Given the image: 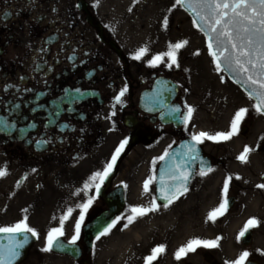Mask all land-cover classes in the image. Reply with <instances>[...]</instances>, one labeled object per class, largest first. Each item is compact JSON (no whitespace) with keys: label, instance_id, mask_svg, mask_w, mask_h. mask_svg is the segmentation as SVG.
<instances>
[{"label":"flooded vegetation","instance_id":"flooded-vegetation-1","mask_svg":"<svg viewBox=\"0 0 264 264\" xmlns=\"http://www.w3.org/2000/svg\"><path fill=\"white\" fill-rule=\"evenodd\" d=\"M96 4L101 0H0V119L15 125L11 131H0V154L30 164L70 156L95 159L101 149L114 147V153L127 140L111 169L113 177L105 188L109 193L116 187L112 181L121 161L130 156L147 160L155 178L164 160L159 158L192 135L186 133L185 124L173 122L174 112L169 116L172 122H165L163 96H158L156 103L146 99L150 111L140 106L141 96L152 90L157 79L165 78L178 86L171 92L170 106H180L179 118L187 113L180 101L177 67L165 70L158 63L151 67L141 59L133 60L128 44L106 26ZM125 88L121 103H115V97ZM257 133V138L239 145L237 157L246 146L250 152L245 163L236 157L232 171L225 170L227 160L207 151L204 141L197 144L202 159L208 157L211 171L199 175L207 162H194L188 188L192 195V240L196 239L198 224L205 229L228 225L233 221L231 214L242 218L230 226L238 223L244 227L252 218L258 221L248 231L251 243L247 247L253 245V256L244 264H264V188L257 187L264 185V162L255 160L260 158L256 153L264 152L259 139L264 132ZM225 179H229L227 211L215 222L207 220L221 202ZM104 182L100 188L105 187ZM149 193L155 198V188ZM159 228L165 227L146 232L150 251L159 246L155 240ZM239 242L242 244V237ZM76 243L82 249L78 263L92 264L82 239ZM159 256L152 264H158Z\"/></svg>","mask_w":264,"mask_h":264},{"label":"rangeland","instance_id":"rangeland-1","mask_svg":"<svg viewBox=\"0 0 264 264\" xmlns=\"http://www.w3.org/2000/svg\"><path fill=\"white\" fill-rule=\"evenodd\" d=\"M149 1L152 0H135L141 4ZM133 2L134 0H101V4H96V7L106 26L112 29L115 36H121L126 41L127 50L133 55L139 49L145 48L146 52L141 58L144 63L149 65L154 56H162V62L158 65L165 70L177 67L176 78L181 87L180 101L186 111L187 107L194 109L185 126L188 135L227 132L235 113L241 108L248 109L240 123V128H243L231 139L220 142L204 140L207 151L214 157L227 160L225 170L232 171L236 166L239 145L245 140L257 138L258 130L264 132V117L257 114L255 103L241 89L221 70L217 71L209 55L205 37L186 14L188 18L185 17L175 0H166V6L173 7V13L170 12L172 19L168 21L170 32L161 31L159 26L151 25L148 11L140 8L139 4H129ZM185 41V46L176 52L177 63L168 67L169 59L164 54L169 51V45ZM259 139L264 144V133ZM113 151L114 147L107 146L100 150L95 159L70 156L37 164L16 161L0 154V169L7 173L0 178V227H10L24 220L38 233L36 243L21 264H79L71 258L45 253L40 249L44 247L48 231L60 227L59 220L68 208H72L73 213L64 225L63 238L67 241L74 234L75 221L79 216L77 205L83 204L89 196H96L84 216L82 226L105 210L94 186L87 190V195L82 190L94 173L103 171ZM255 156L260 158L255 159ZM255 156V160L264 162V152L256 153ZM132 157L121 161L118 175L112 181V185L123 186L125 190V208L118 215L121 219L107 235L95 241L91 255L92 264H145L144 258L151 252L147 249L151 242H147L146 232L160 226L165 228L158 229L160 231L156 233L155 240L159 246L164 247V251L163 255L160 254L158 264H234L243 252L249 253L247 258L253 256V245L246 247L237 240L244 227L238 223L230 226L242 216L231 214L229 218L233 221L228 225L214 226L212 231L197 225L196 239L216 240L219 237L217 247H198L195 254L188 252L182 254L179 260H171L168 252L172 249L178 250L192 240L190 190L167 208L159 207L157 211L135 219L124 228L132 207H150L153 200L149 192L154 188L155 178L148 170L149 164L146 165L147 160L142 162ZM150 177L152 182L149 191L140 192L139 190H143L144 181ZM128 229H132L131 233L126 231ZM207 231L211 233L207 235ZM79 238L82 239L81 230ZM205 253L211 257L210 262L205 261Z\"/></svg>","mask_w":264,"mask_h":264},{"label":"snow or ice","instance_id":"snow-or-ice-1","mask_svg":"<svg viewBox=\"0 0 264 264\" xmlns=\"http://www.w3.org/2000/svg\"><path fill=\"white\" fill-rule=\"evenodd\" d=\"M175 4L183 5L185 4V0H175ZM129 11H131V8ZM196 15L199 22L202 24H205L206 15L211 17V23L205 24V30L208 32L209 40H214L215 44L220 46V51L217 53L212 50L213 44H208L209 55L212 57L217 71L221 69V65L217 63V61L223 57L225 62V71L245 74L246 79L243 82L247 86H251V91L248 93L249 98H252L255 95L256 99L259 101V103L255 105L256 112L259 115H264V0H201V3L198 5ZM167 22V17H165L164 24L166 25ZM193 24L196 25L197 20H193ZM186 43L187 41L169 45V51L164 54L169 59L168 67H172V65L177 63L176 52L183 48ZM225 43L230 45L232 50L231 54L227 57L224 56V52L227 51V48L224 47ZM145 52L146 49L141 48L131 58L133 60H140ZM241 58H243V60ZM69 59L73 58L69 57ZM159 62H162V56H154L152 60L149 61V65L151 67H156ZM21 79L23 80V78ZM257 88L259 91H257ZM126 90L127 89L125 88L120 91V93L115 97V103H121V97L124 96ZM28 91H31V89ZM78 92L79 90H77V93ZM16 107L19 106L17 105ZM172 111L178 113L180 110L174 108ZM193 111L194 109L192 107H187V113L181 114L182 122L185 125H187L188 121L191 119ZM247 112L248 109L245 108L238 110L231 121L230 130L227 132L216 133L215 135L200 132L193 135L191 139L194 144L189 148V152L195 153V144L203 143L206 139L213 140L214 142L231 139L239 132L240 123L244 119ZM14 128V124L8 123L5 119H0V131H11ZM126 143L127 140L121 142L116 151L113 153L111 160L104 167L103 171L96 172L89 178V183H86L82 190L85 195H87V190L93 186L95 187L96 193H99L101 185L110 175L111 169L115 165V162ZM249 152L250 149L246 146L244 151L237 157V160L241 163L247 162ZM165 155H167V153H165ZM164 158L165 156H161L159 159L163 160ZM191 158L193 160L196 159L195 156H192ZM177 171L179 170L177 169ZM208 171H211V169L209 168L207 171L201 169L199 175L204 176ZM6 174V170L0 169V178L4 177ZM238 178L239 177H237V179ZM173 179L180 180L183 183L174 186L171 190L160 189L161 195L159 198L166 201L163 205L164 208H167L171 203H173V201L178 198V195H183V193L187 191V188L185 187V183L189 179L187 174L180 172L179 176H174ZM97 181L99 182L97 183ZM151 182V177L144 181V193L149 191V185ZM228 185L229 179H225L224 187L221 193V202L216 209L208 214L207 220L215 222V219L218 216L224 215L227 211L228 200L226 195ZM257 187L264 188V185H257ZM95 199V195L89 196L83 204L76 206L79 209V216L75 221L74 234L71 239L67 241L68 246L76 245L84 216ZM158 208L159 205H157L155 198L151 201L150 207H132L130 209L131 214L127 217L124 228H127L135 221V219L143 217L150 212H155ZM72 213L73 209L68 208L59 220L60 227L52 228L48 231L45 237L44 247L40 249L42 252L48 253L53 249H63L65 247V245L61 242V238L64 236V225L72 216ZM120 219V217L114 219L103 229V231L99 233L96 238L100 239L101 236L107 235L120 221ZM257 224L258 221L255 218L249 219L237 236V240L239 241L251 227H256ZM0 234H11L13 237H21L19 240H9L7 246L0 245V264H14L15 260L20 255V250L23 249L29 241L28 234L32 237L38 236V233L34 229L30 228L24 220H21L10 227H0ZM219 239L220 238L218 237L216 240H189L185 246H182L177 250L175 258L179 260L182 254L194 252L198 247L215 248L218 246ZM163 251L164 247L162 245L153 248L151 250V255L144 258L145 264H152V261L156 260L157 257L163 253ZM248 256V252L241 253L240 257L234 262V264H244Z\"/></svg>","mask_w":264,"mask_h":264},{"label":"water","instance_id":"water-1","mask_svg":"<svg viewBox=\"0 0 264 264\" xmlns=\"http://www.w3.org/2000/svg\"><path fill=\"white\" fill-rule=\"evenodd\" d=\"M201 3V0H185V4L180 5L181 8L189 15V17L193 20H197L196 27L203 33V35L207 38L208 43L213 44V51L219 52L220 46H217L215 44L214 40H209L208 38V32L205 30V24L211 23V17L205 16V24H202L199 22L197 18V11H198V5ZM224 47L227 48V51L224 52V56L227 57L231 54V46L227 45L225 43ZM238 51V49H237ZM243 60V58H241ZM221 65V70L227 75V77L241 90H243L247 95L249 91H251V86H247L243 81L246 79L245 74H240L238 72L233 71H225V62L223 57L217 61ZM178 90V87L171 83L169 80L164 78H159L154 82V86L152 87V90L145 95H142L140 98V106L145 111H150L146 108V99H148L151 103H156L158 96H163V104L165 107V122L169 123L172 122L171 119H169V116L173 115V107L170 106V101L172 98L171 92H176ZM257 91L259 89L257 88ZM249 96V95H248ZM255 104L259 103V101L256 99L255 95L251 98ZM161 103V101H160ZM175 109L181 110L180 106H176ZM180 112V111H179ZM178 113L174 112V121H177V124L180 125L183 124L182 117H178ZM184 114V113H183ZM264 116V115H263ZM194 144V142L190 139H185L180 143L179 146L173 148L167 156L164 158V160L159 165L157 175L155 178V197L156 201L160 203L161 205H164L166 201L160 199V189H169L171 190L174 186L183 183L180 180L173 179L174 176H179L180 172H184L188 175L189 179L185 183V187L188 189L190 176L192 173V166L193 163H204L207 162V165L205 167H201L204 170L209 169V160L208 157L206 159H202V151L199 148L197 144H195L196 151L195 153L189 152V148ZM195 156L196 159L193 160L191 157ZM177 169L179 171H177ZM113 175H110L105 180L104 184L105 187H108L110 185V180ZM185 193V192H184ZM170 194V192H169ZM98 196L104 201L106 204V210L102 211L98 216L93 218L91 221L87 222L82 227V233H83V244L88 252H90L93 248L94 239L99 235L101 231L105 227H107L108 224H110L116 215H118L125 206V200H124V190L122 187H117L114 190L110 191L109 193H105V188H100V191L98 193ZM181 195H178V198ZM176 200V199H175ZM174 200V201H175ZM29 235V241L25 245L23 249L20 250L19 257L15 260L14 264H21L27 257L29 250L32 248L34 243L36 242V237H32ZM19 240L21 237L15 236L13 237L11 234H0V245L7 246L9 243V240ZM61 242L65 245L63 249H53L51 252L63 256L71 257L74 260H79L81 256V248L77 244L75 246H68L67 242L61 238ZM242 242L244 245H248L250 243V233H246L244 237L242 238ZM206 260L208 259V256H205ZM247 264H252V262H248Z\"/></svg>","mask_w":264,"mask_h":264},{"label":"bare ground","instance_id":"bare-ground-1","mask_svg":"<svg viewBox=\"0 0 264 264\" xmlns=\"http://www.w3.org/2000/svg\"><path fill=\"white\" fill-rule=\"evenodd\" d=\"M130 5L134 4H139L144 10H147L148 11V14H149V22L151 25L153 26H159V29L162 31H166V28L168 27V22L167 24L165 25L164 24V19L165 17H167V21H169L170 19V12L173 13V10H171V6H166V0H152V1H149L147 2L146 4H141L139 2H133V3H129ZM127 3V5H129ZM135 11V10H134ZM134 27V26H132ZM141 27V26H139ZM191 27V26H189ZM144 225V224H143ZM163 227V226H162ZM127 232L132 231V229H128L126 230ZM177 252V250H171L169 253L170 255V258L171 260H175V253ZM124 254H125V251H124ZM123 254V255H124ZM163 255V253H162ZM160 257L161 255L159 256V262H160Z\"/></svg>","mask_w":264,"mask_h":264}]
</instances>
